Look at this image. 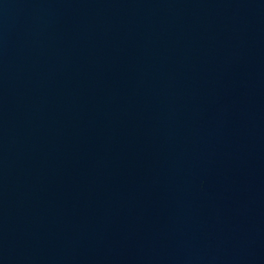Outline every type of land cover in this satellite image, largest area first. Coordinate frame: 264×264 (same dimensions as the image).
Segmentation results:
<instances>
[{"label":"water","instance_id":"obj_1","mask_svg":"<svg viewBox=\"0 0 264 264\" xmlns=\"http://www.w3.org/2000/svg\"><path fill=\"white\" fill-rule=\"evenodd\" d=\"M0 264H264V0H0Z\"/></svg>","mask_w":264,"mask_h":264}]
</instances>
